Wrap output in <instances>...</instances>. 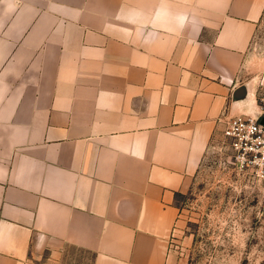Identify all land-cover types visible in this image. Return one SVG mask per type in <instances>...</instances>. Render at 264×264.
<instances>
[{
  "label": "crops",
  "instance_id": "obj_1",
  "mask_svg": "<svg viewBox=\"0 0 264 264\" xmlns=\"http://www.w3.org/2000/svg\"><path fill=\"white\" fill-rule=\"evenodd\" d=\"M264 0H0V264H182L178 196Z\"/></svg>",
  "mask_w": 264,
  "mask_h": 264
},
{
  "label": "rangeland",
  "instance_id": "obj_2",
  "mask_svg": "<svg viewBox=\"0 0 264 264\" xmlns=\"http://www.w3.org/2000/svg\"><path fill=\"white\" fill-rule=\"evenodd\" d=\"M243 74L251 82L258 116L264 100V13ZM182 234L172 252L182 264H264V174L241 169L214 135L192 187L178 196ZM69 264H91L80 254Z\"/></svg>",
  "mask_w": 264,
  "mask_h": 264
},
{
  "label": "built area",
  "instance_id": "obj_3",
  "mask_svg": "<svg viewBox=\"0 0 264 264\" xmlns=\"http://www.w3.org/2000/svg\"><path fill=\"white\" fill-rule=\"evenodd\" d=\"M222 145L233 153L241 169L255 168L264 174V100L258 116H229L219 119Z\"/></svg>",
  "mask_w": 264,
  "mask_h": 264
}]
</instances>
